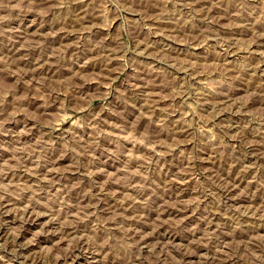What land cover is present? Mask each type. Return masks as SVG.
Returning a JSON list of instances; mask_svg holds the SVG:
<instances>
[{
	"label": "rangeland",
	"instance_id": "374dc122",
	"mask_svg": "<svg viewBox=\"0 0 264 264\" xmlns=\"http://www.w3.org/2000/svg\"><path fill=\"white\" fill-rule=\"evenodd\" d=\"M0 264H264V0H0Z\"/></svg>",
	"mask_w": 264,
	"mask_h": 264
}]
</instances>
